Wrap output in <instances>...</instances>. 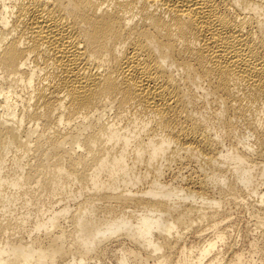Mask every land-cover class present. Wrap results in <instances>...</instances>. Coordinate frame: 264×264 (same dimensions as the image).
<instances>
[{
    "label": "bare ground",
    "instance_id": "obj_1",
    "mask_svg": "<svg viewBox=\"0 0 264 264\" xmlns=\"http://www.w3.org/2000/svg\"><path fill=\"white\" fill-rule=\"evenodd\" d=\"M262 185L264 0H0V264H258Z\"/></svg>",
    "mask_w": 264,
    "mask_h": 264
},
{
    "label": "rangeland",
    "instance_id": "obj_2",
    "mask_svg": "<svg viewBox=\"0 0 264 264\" xmlns=\"http://www.w3.org/2000/svg\"><path fill=\"white\" fill-rule=\"evenodd\" d=\"M209 112L210 111L207 110L206 115H208ZM228 146H229L228 142L224 141L222 144L223 150H226L228 148ZM172 169H175V167H172ZM170 174L171 173L167 172V174L164 177V180L172 183L173 181L170 179L171 178ZM263 186L264 185H262L261 187H263ZM254 197L256 200V196L251 197L250 200H254L253 199ZM233 210H234V212H233ZM253 223H254V221L252 220V218L249 214V211L247 209H245L244 207H238V206L233 207L232 206L230 217H228L225 221H222V224H221L222 228H224L226 226V230L228 231V233L226 234V239L224 242H225V244L229 243L230 245H233L235 249H241L243 251L245 257L252 255V257H254V259L256 260V262L258 264H264V241H261V240L257 241V243L260 247V250L257 253L256 252H253V253L250 252V242L254 241V239H257L258 238L257 234L259 233V230H258V232L255 230L256 227L254 228ZM229 224H232L233 228H230V226L228 227ZM203 228L206 229L207 227L205 226ZM229 229H230V231H229ZM244 230H245L244 233L247 236H245L244 233L241 232ZM204 234H206V237L213 235L211 230L206 231ZM186 238H185V240L187 242L193 241L192 235L189 236L187 234ZM223 246H224V244H223ZM223 246H219L218 249L220 250L222 248V250H223L224 249ZM109 257L108 256L106 257L105 262L107 264H115L114 258L111 259V257L110 258Z\"/></svg>",
    "mask_w": 264,
    "mask_h": 264
}]
</instances>
